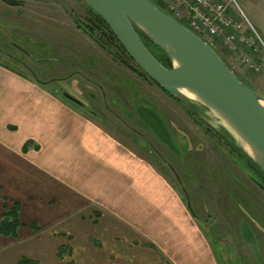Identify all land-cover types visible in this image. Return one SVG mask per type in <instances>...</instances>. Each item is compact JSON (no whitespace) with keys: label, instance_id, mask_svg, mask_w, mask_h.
<instances>
[{"label":"rangeland","instance_id":"1","mask_svg":"<svg viewBox=\"0 0 264 264\" xmlns=\"http://www.w3.org/2000/svg\"><path fill=\"white\" fill-rule=\"evenodd\" d=\"M239 4L264 41L259 31L260 23L264 25V0H240ZM89 14L84 0H0V62L52 91L67 92L79 99L110 133L136 144L135 148L180 192L219 264H264V189L251 176L263 185L264 177L229 143L235 140L241 146V142L199 100L193 103L200 114H194L154 81L140 75L117 45L105 41L97 31L96 36L108 49L99 46L78 26V22L87 24ZM203 37L240 79L259 89L258 73L243 62L247 51L244 46L233 51L221 37ZM139 106L152 107L161 115L178 152L160 141L138 114ZM32 146L35 143L28 141L24 150ZM4 197L0 196V205ZM7 199L10 205L17 201ZM32 224L38 231L32 230ZM24 225L29 234L35 235L22 239L17 246L30 250L44 238V254L36 258L23 252L11 264L23 257L38 264H76L68 221H60L54 228L35 220ZM62 245L66 248L60 249Z\"/></svg>","mask_w":264,"mask_h":264},{"label":"crops","instance_id":"2","mask_svg":"<svg viewBox=\"0 0 264 264\" xmlns=\"http://www.w3.org/2000/svg\"><path fill=\"white\" fill-rule=\"evenodd\" d=\"M259 31L264 38L262 23ZM256 77L264 96V65ZM61 95L0 62V196L20 203L22 223L16 236L0 235V264L44 254V238L17 246L35 235L24 225L34 220L68 221L76 264H219L169 178Z\"/></svg>","mask_w":264,"mask_h":264},{"label":"water","instance_id":"3","mask_svg":"<svg viewBox=\"0 0 264 264\" xmlns=\"http://www.w3.org/2000/svg\"><path fill=\"white\" fill-rule=\"evenodd\" d=\"M84 1L103 18L149 78L194 114H200L195 100L184 91L192 93L222 119L241 146L235 140L229 143L251 157L264 173V96L240 79L208 42L152 0ZM137 28L166 54L171 68L149 51ZM62 95L83 105L67 92ZM137 112L163 144L179 151L156 112L146 106H139Z\"/></svg>","mask_w":264,"mask_h":264},{"label":"built area","instance_id":"4","mask_svg":"<svg viewBox=\"0 0 264 264\" xmlns=\"http://www.w3.org/2000/svg\"><path fill=\"white\" fill-rule=\"evenodd\" d=\"M164 10L186 24L194 33L221 37L229 49L242 45L244 64L256 73L264 64V41L239 4L240 0H154ZM211 44V43H210Z\"/></svg>","mask_w":264,"mask_h":264},{"label":"trees","instance_id":"5","mask_svg":"<svg viewBox=\"0 0 264 264\" xmlns=\"http://www.w3.org/2000/svg\"><path fill=\"white\" fill-rule=\"evenodd\" d=\"M159 8L164 9V7L157 1H153ZM88 9L90 11L89 18L87 24H83L81 22H78V26L95 42L99 44L102 48L108 49L104 41H101L98 36H96V32L99 31L102 36L106 39L105 41H108L109 43H114L117 46V49L122 51V54H124L125 57L130 59L136 66V70L140 75H143L144 77L152 80L148 77V75L134 62L132 57L128 54L127 50L124 48V46L121 44L117 36L113 33V31L110 29V27L107 25V23L103 20V18L98 15L90 6H88ZM137 32L139 36L141 37L142 41L145 43L149 51L167 68H171V62L166 56V54L158 47L156 46L140 29L137 28ZM123 60V59H122ZM229 66V65H228ZM230 67V66H229ZM236 74V73H235ZM153 81V80H152ZM155 82V81H154ZM156 83V82H155ZM157 84V83H156ZM178 101V100H177ZM181 103V102H180ZM83 106L85 104L83 103ZM156 112L160 118L163 120L164 124L165 121L161 117V115L152 107L146 106ZM186 107V106H185ZM138 108V107H137ZM187 108V107H186ZM89 112L95 114L91 109H88ZM188 111H191L187 108ZM192 112V111H191ZM193 113V112H192ZM208 125V124H207ZM166 126V124H165ZM208 128H212L210 125H208ZM28 142L25 143V146H27ZM234 147V146H233ZM237 152H239L241 155H243L250 163V167L257 172L258 174L262 175L264 177V173L262 170L257 166V164L254 162V160L243 153L240 149L234 147ZM252 175V174H251ZM252 180L257 183L260 187L264 189V185L258 180L255 176H251ZM20 209L21 205L19 202L15 201L9 204V200L5 198L4 203V212L2 214V217L0 219V235L3 236H16L19 227L21 226V219H20ZM192 213V211H191ZM193 216H195L192 213ZM32 228L35 231H38V226L36 224H32ZM65 249L66 246L62 245L60 249ZM59 255V254H58ZM60 257V255H59ZM61 258V257H60ZM19 264H38V261L32 260L29 258H21L19 261ZM66 264H73V262H67Z\"/></svg>","mask_w":264,"mask_h":264},{"label":"bare ground","instance_id":"6","mask_svg":"<svg viewBox=\"0 0 264 264\" xmlns=\"http://www.w3.org/2000/svg\"><path fill=\"white\" fill-rule=\"evenodd\" d=\"M184 93H185L186 96H187L188 98H190L191 100H196V97H195L192 93H189V92H187V91H184ZM243 146H244V148H245L248 152L251 153L250 148H249L246 144H244Z\"/></svg>","mask_w":264,"mask_h":264}]
</instances>
